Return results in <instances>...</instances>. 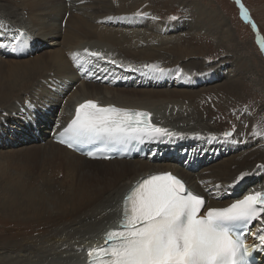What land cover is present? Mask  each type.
Listing matches in <instances>:
<instances>
[{
    "label": "bare ground",
    "instance_id": "1",
    "mask_svg": "<svg viewBox=\"0 0 264 264\" xmlns=\"http://www.w3.org/2000/svg\"><path fill=\"white\" fill-rule=\"evenodd\" d=\"M77 1L78 3H76ZM142 1L74 0L68 5L66 0H0V7L8 11L6 14L0 12V22L10 20V25L15 27V29H12L11 26L5 27V30L0 29V36L4 38V43H8L14 36L17 42L24 39L23 36H26L28 44L31 46V50L27 54L22 49L21 52L19 51L20 59L17 56L18 51L12 52L11 48L0 47V60L5 63V69L0 67V107L5 111L7 110L11 115L10 109L14 106H10L11 102L15 99L25 101L29 98L31 101L34 99L35 107L39 112L43 109L45 112H48L46 109L56 110L58 118L50 119L48 117V122L45 123L46 127L51 122L54 123L53 131L48 132L46 129L43 131V134H47L49 137L52 136V140H49L45 135L40 137L48 142V152L53 157L52 162L59 169L66 170V174H71L69 180L72 178L76 180L77 177L84 180L89 178L95 182V187L88 191L89 194L83 195L87 199L86 201L82 199L71 201L74 203L72 210L84 211L80 212L81 215L74 216V220L69 222V226L66 228L58 224L60 219L66 218V216L59 215L61 217H56V214L54 215L51 211L42 210V199L36 197L35 193L24 183L20 181L15 186L7 187V184L13 185V183L7 181V183L1 184L0 189L5 187L2 190L4 191L10 188L11 194L10 198H0V214L13 221H37L41 230L27 237H22V234H19V238H15L16 233L11 229L4 232L3 237L0 238V264L88 263L90 259L89 250L102 247L105 233L118 227L126 194L139 180L153 174L172 173L176 175L190 191L204 197L206 201L204 212L207 208L227 207L236 199L243 198L244 195L250 192L264 191V183H262L264 172L261 174L255 170L258 161L264 165V145H259L253 149V146H255L253 144L260 142L254 138L244 137L242 143L233 141L236 139L234 135L231 139L220 138L218 133L220 125L213 126L204 123L206 119L212 116L210 110L198 111L200 116H197L196 108H193L191 112L179 114L176 119L169 120V122L175 124V128H184L185 131L182 135L186 134L188 137H186V140L176 141L174 147L167 150L166 153H163V151L168 148L161 149L158 145L159 139H153L148 140L146 144V148L149 150V155L146 157H136L130 160L116 158L113 161H90L69 151L55 141L54 138L57 132L67 125L74 117L76 107L86 100H94L101 106L113 105L118 108L149 112L152 114V122L159 126L161 121L158 122L155 116L158 109L161 113V110H168L171 106H177L175 110L187 108L189 107L187 105L198 98L195 93L181 94L183 92L177 90L172 92L152 91L142 89V87L138 88L140 87L138 85L135 86L137 89H126L123 86V81L124 79L128 81L129 78L134 79V76L131 77L132 74L120 78L121 80L111 82L110 79L115 75V71L109 70L104 65L101 69H104L105 72L101 73L94 64H86L85 67L96 72V74H106L108 76V79L97 80L94 77L90 78L84 75L73 65L70 59L73 52L87 56V54H84L83 49L99 51L105 48L100 53L105 54L108 59L116 57L123 62L131 60L134 63L149 61L151 64L148 63L144 66L147 68L140 66L138 69L148 70L149 67L159 69L165 59L161 52L162 49L157 50V47L163 44L168 46V49L172 48L178 52L175 55L176 60L169 67L172 68L178 65L180 61L184 62L188 57L191 58V55L196 52L191 51L190 47L186 46V50H184L181 47L182 45H174L171 44V41L163 39V36H161L164 33L162 22L152 21L149 28H154L153 33L149 30L136 29H140L138 23L142 17L137 16L139 19H136L133 16L129 17L128 13L134 11L136 15L139 13L138 9L150 6L149 3H141ZM84 4L85 6H83ZM108 18L112 19L109 20ZM25 19L36 25L38 36H35V29H30L35 34L26 29ZM117 20H127L128 24L134 27L129 26L130 28L127 31L122 30V28L111 31L107 28ZM192 21L199 23V25H209L213 21L216 25L221 24V20L216 16H208L203 11L194 16ZM49 25H54L53 32ZM42 37L43 39H41ZM43 40H46L47 43L45 44ZM46 45L55 50L42 59L40 52L43 46ZM84 45L88 46L83 47ZM99 47L101 49H98ZM2 48L9 51L5 52ZM117 54L118 57L115 56ZM33 55L34 59L30 60ZM25 57L29 59L25 60ZM110 66L114 65L110 64ZM184 66L187 68L186 71L184 69V79L189 74L194 77L198 73L207 71L206 69L202 70V67L197 63H189V65L185 64ZM174 68L171 70H174ZM134 69L138 70L137 68ZM151 72H153L154 77H157V75H154L156 74L154 71L151 70ZM143 73L146 74L145 71ZM115 77L119 78V76ZM72 80L75 83L70 86L68 83ZM239 85L236 81H231L227 85V90L233 91V94H235ZM51 87V91H48L47 88ZM21 96L25 97L20 100L18 97ZM203 113H205L204 116ZM154 119H156V122ZM7 120L9 119L7 118ZM191 123H193L192 126ZM176 124H179V127ZM35 125L37 126L36 123ZM40 130L44 129L40 127ZM194 136L202 139L207 138L204 141L205 146L198 147L194 142H187L192 140ZM31 140H27L25 144L31 146L33 144ZM153 142H156L155 146ZM238 143H241V145L237 146ZM249 146L251 147L246 149ZM243 148L248 151L240 153ZM206 150L211 152L208 153ZM162 153L165 154L163 158L161 157ZM175 154L180 158V161L175 159ZM224 157L230 159L225 160L222 164L217 163L214 166L215 168L210 169L214 162ZM200 169V175H195L194 172ZM242 172L248 175L243 181L234 183L235 178ZM214 185H220L221 187L216 189ZM212 191L214 194H212ZM225 191H227V194H224ZM243 192L247 193L242 194ZM201 214H203V211ZM250 227L254 232L257 230L258 225ZM58 231H67L68 233L62 238L57 236L56 232ZM253 240L254 238L250 237L247 243L252 244ZM58 247L61 253L57 251ZM68 248H76L74 250L70 249V251L80 250L81 252L69 255L64 260L61 259L63 255L71 253L67 250ZM258 254L260 257H264V254Z\"/></svg>",
    "mask_w": 264,
    "mask_h": 264
},
{
    "label": "rangeland",
    "instance_id": "2",
    "mask_svg": "<svg viewBox=\"0 0 264 264\" xmlns=\"http://www.w3.org/2000/svg\"><path fill=\"white\" fill-rule=\"evenodd\" d=\"M73 1L66 0V3L69 5ZM149 1L143 0L141 2H144L143 4L149 3L150 6L148 8H141L137 10L139 13L146 15L142 16L144 20L141 18L138 23L140 29H136L146 31L149 30L153 33L154 28H149L152 21H156V23L158 21L162 22V30L164 29V33L161 36H163V39L171 41V44L174 45H182L181 47H183L184 50H186V46L190 47L191 51L193 50L194 52H196L191 55V58L188 57L184 60V62H178L179 64L175 65L176 67H172H175L174 70H171L172 68L169 67V65L174 63V60H176L175 55L178 52H176V50L172 48L168 49V46H165L164 44L157 47V50L162 49L161 52L164 55L165 59L164 63L162 61V64L159 67V69L164 70V74H160V72L155 69L156 67H153V69L152 67H149L148 70H144L143 68L138 69V67L140 66L144 67L145 64L148 65V63H150L149 61L134 63L133 61L129 60V62H123L122 60L114 57L112 59H114L117 63L114 66H110L111 63L107 65L108 63H105L103 60L97 61L95 57L92 58L91 56H85L80 53L81 56H83L86 60L92 61V63L90 64H94L96 68L98 67L97 70H100L105 65L109 70L113 72L115 71V75L110 79L111 82H115L120 78H125L126 75L132 74L131 77L134 76V79L129 78L128 81L126 79H124L123 81V86H125L126 89H137V87L135 86L138 85L140 86L138 88L142 87V89L145 90H163L165 92H172L174 90H177L183 92L181 94H196L198 98L196 99V101L191 102L190 105H187L189 106L187 108L175 110L177 106H171L168 110H161V113L159 111L160 109H158L159 113L156 112V119L158 120V122L161 121L160 124L158 123L159 126L162 128H166L170 133L174 134L171 137L165 136L159 139L158 145L161 147V149L164 147L168 148L164 150L163 153H166L167 150L173 148L176 141L186 140V137H188L186 136V134L182 135L183 131H185L184 128H175V124L169 122V120L176 119L179 114H183L189 111L191 112L193 108H196L197 116H200V113L198 111L205 112L206 110H210L209 112H211L212 116L210 114L211 118L206 119V122L204 123L211 124L213 126H215L216 124L220 125V129L218 132L220 134V138H225V132L233 131L234 136H236V139L233 141L242 143L244 142V137H249L256 139V141L258 142L260 141L259 143L253 144L255 145L253 146V149L258 147L259 145L263 146L264 53L260 51V48L256 42L257 33L253 31L250 23L242 20L240 16V7L236 3V0ZM76 3H78V1ZM241 3L248 9L251 20L258 25L259 36L264 37V0H241ZM83 6H85V4ZM202 11L206 12L208 16H216L219 20H221L220 23L222 25L217 24V26L214 21L209 25H199V23L197 22L194 23L195 21H192L193 17L200 14ZM0 12H3V14L8 13V11H6L3 7H0ZM67 14L69 15V13ZM128 15L129 17L133 16L136 17V19H139L137 15L134 14V11H129ZM171 17H176V19L172 20L170 19ZM117 21H115L116 23H112L113 25L108 26L107 28L111 29V31L119 30V28L127 31L130 27H134L128 24L129 22H127V20ZM9 22L10 20L0 22V29L5 30V27H10L11 25ZM24 24H26V29H29L28 31L32 34L35 33H33V31L30 29H35V36H38V29L35 28L36 25L34 23L31 24L29 20L25 19ZM49 26L52 28L53 32L54 25ZM11 28L15 29L14 26H11ZM200 35L202 36L197 37ZM0 39L4 38L0 36ZM41 39H43V37ZM43 42H45V44L47 43L46 40H43ZM86 46L88 45H84L83 47ZM2 49L5 52L9 51L5 48ZM98 49L101 48L99 47ZM54 50L55 49H53L49 45L43 46L40 52V57L44 59L49 53L53 52ZM88 50L91 52L90 49ZM104 50L105 48L95 52H102ZM31 52L33 53V51ZM84 54L86 53L84 52ZM115 56L118 57V54ZM18 58L20 59L21 57L18 56ZM24 59L27 60L29 58L25 57ZM32 59H34V55L30 57V60ZM189 63H197L200 67H202V70L206 69L207 71L198 73L196 74V76L194 75V77L189 74L188 77L186 76V78L184 79V69L185 71L187 69L184 65H189ZM120 65H123V67L121 68ZM0 67L2 69H5V63L1 60ZM134 68H137L138 70ZM151 70L156 73L154 75H157V77L153 76V72H151ZM144 71L146 72V74L143 73ZM135 72H137L138 74ZM151 73L152 75H150ZM115 76H119V78H116ZM231 81H236L238 84H240L237 87L235 94H233V91L230 92L227 90V85ZM74 83L75 81L72 80L68 84L70 86H73ZM51 89L52 87L49 89L47 88L48 91H51ZM35 91L37 92V90ZM225 91L228 92L226 93ZM24 97L25 96H21L18 98H20L21 100ZM15 100L10 104V106L14 105V109H10V112L12 113L11 115L7 110L5 111L0 107V186L1 184L7 183V181L13 183V185L7 184L6 187L15 186L21 181L35 193L36 197H40L42 199V210H46L49 212L51 211L52 213H54V215L56 214V217H61L59 215L66 216V218H61L58 222L60 226L66 228L69 226V222L74 220V216L81 215L80 212L84 211L82 210L78 212L76 210H72L74 207V203L72 202L78 199L86 201L87 199L84 198L83 195L89 194L88 191L95 187V182L94 180L89 178L88 180H84L77 177L76 180L74 178L69 180L71 174H66V170H62L61 168L59 169V167L52 162L53 157L48 152V142H46L45 139H41L40 137L42 135L47 136V134H43V131H45V129L48 132L53 131L54 123L51 122L48 127L45 126V123L46 121L48 122V117L50 119L58 118L56 110L46 109L48 112H45V110L43 109L39 112L35 107L34 99H32V101L29 98L25 101H19L17 99ZM29 101H31L30 105L27 104ZM26 107L28 110L26 109ZM204 115L205 113H203V116ZM7 118L9 120H7ZM156 119H154L155 122ZM35 123L37 124V126L35 125ZM192 124L193 123H191V126ZM176 126L179 127V124H176ZM40 127L44 130H40ZM181 127H183V125H181ZM47 137L49 138V140H52V136ZM29 139H32L31 143L33 144H31V146H27V144H25ZM54 139H56V137ZM206 139L207 138L202 139L194 136L192 140H189L187 142H194L196 146L204 147V141ZM208 140L210 139L208 138ZM241 143H238L237 146L239 144L241 145ZM153 144L155 146L156 142H153ZM251 146L247 147L246 149H249ZM206 151L208 153L211 152L209 150ZM246 151L248 150H244L243 148L242 150H240V153H244ZM147 153V155H149V150L147 151ZM164 155L165 154H163L161 157L163 158ZM175 159H179L180 161V158L177 157L176 154ZM228 159L230 158L224 157L223 159H219L217 162H214L212 166H210V169H213V167L216 166L217 163L222 164V162ZM259 162L260 161H258V163L256 164L255 170L259 171V173L262 174L264 172V167L258 170L257 166L263 165V163ZM200 173L201 169L197 172H194L195 175H200ZM59 175L60 177H58ZM262 183H264V174ZM4 188L0 189V198H10L11 189L7 188L2 191ZM246 193L247 192H243L242 194ZM212 194H214L213 191ZM56 211L58 212L56 213ZM3 217L4 215L0 214V238H2L3 233L8 231L9 229L16 233L15 238H19V234H22V237L31 236V234L37 232L38 230H41L37 221H13L10 218H6V216L4 218ZM69 218H71L70 221H68ZM56 233L58 237L63 238L64 235L68 232L58 231ZM70 249L74 250L76 248H68L67 250H69V252L71 253L63 255L61 259L64 260L69 255L78 254L79 252H81L80 250L70 251ZM57 251H60L61 253L59 247ZM56 260L59 261L58 259ZM52 264H54V262Z\"/></svg>",
    "mask_w": 264,
    "mask_h": 264
},
{
    "label": "snow or ice",
    "instance_id": "3",
    "mask_svg": "<svg viewBox=\"0 0 264 264\" xmlns=\"http://www.w3.org/2000/svg\"><path fill=\"white\" fill-rule=\"evenodd\" d=\"M236 3L242 20L257 33L256 42L264 53V37L259 36L258 25L241 0ZM27 43V37L17 42L14 36L8 43L0 39V47L13 52ZM84 52L97 61L116 65L114 59L109 60L100 52ZM70 59L84 75L97 80L108 78L86 68L92 61L80 53L73 52ZM156 70L164 74L163 69ZM173 135L152 123L149 112L101 106L86 100L76 107L74 117L57 132L56 139L71 149L88 147L86 155L92 159H111L108 153L113 151H127L145 140ZM224 135L229 137L232 133ZM262 167L257 166L258 170ZM247 175L242 172L234 183ZM205 205L203 196L190 191L172 173L142 178L124 197L118 227L105 233L104 246L89 250V264H257L255 254H264V191L250 192L227 207L207 208L201 214ZM256 225L253 232L250 226ZM249 237L254 238L252 244L246 242Z\"/></svg>",
    "mask_w": 264,
    "mask_h": 264
},
{
    "label": "water",
    "instance_id": "4",
    "mask_svg": "<svg viewBox=\"0 0 264 264\" xmlns=\"http://www.w3.org/2000/svg\"><path fill=\"white\" fill-rule=\"evenodd\" d=\"M227 132H231V133H232V136L225 137V135H224V137H225V138H232V137H233V135H234V132H233V131H227ZM227 132H225V133H227ZM225 133H224V134H225Z\"/></svg>",
    "mask_w": 264,
    "mask_h": 264
}]
</instances>
